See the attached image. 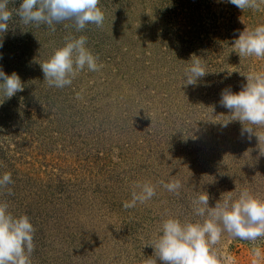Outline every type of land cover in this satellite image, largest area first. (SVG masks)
I'll list each match as a JSON object with an SVG mask.
<instances>
[{"label": "rangeland", "instance_id": "obj_1", "mask_svg": "<svg viewBox=\"0 0 264 264\" xmlns=\"http://www.w3.org/2000/svg\"><path fill=\"white\" fill-rule=\"evenodd\" d=\"M21 2L10 0L13 18L0 33V69L15 71L24 85L11 98L0 90V175L10 172L14 181L0 189V201L30 217L32 264H163L149 244L169 216L202 222L192 208L200 193L209 194L210 207L244 188L264 198L257 139L242 136L239 121L222 127L231 115L220 104L222 90L247 83L241 73L264 71V59L233 50L241 32L264 24V5L241 11L228 0H100L102 27L76 32L66 20L53 32L24 24L15 15ZM70 35L86 36L103 67L50 87L40 63ZM194 59L208 73L186 86ZM174 179L183 185L179 195L159 184ZM145 181L156 195L125 209L133 185ZM216 249L234 264H264V238L253 244L225 232Z\"/></svg>", "mask_w": 264, "mask_h": 264}, {"label": "clouds", "instance_id": "obj_2", "mask_svg": "<svg viewBox=\"0 0 264 264\" xmlns=\"http://www.w3.org/2000/svg\"><path fill=\"white\" fill-rule=\"evenodd\" d=\"M10 0H0V33H6L9 22L13 18V10L8 7ZM236 8L260 10L264 0H228ZM100 0H22L15 9V15L24 24L35 26L46 25L55 31V25L64 21H72L76 32H82L89 24L102 27L105 13ZM84 35L68 36L65 43L57 47L50 57L40 63L44 80L50 87L64 88L70 86L73 79L85 68L99 71L103 67L98 63V56L86 46ZM233 50L242 57L264 59V24L253 29H245L233 42ZM3 41L0 40V48ZM235 71V70H233ZM208 71L199 59L192 60L185 69V85L197 86L198 80ZM231 73V72H230ZM246 78L240 91L222 90L220 104L229 110L231 118L222 123L227 127L232 121L242 125L241 135L251 141L256 137L261 155H264V71L241 73ZM0 90L4 96L11 98L24 90L19 75L13 71L6 74L0 69ZM10 172L0 175V189L13 184ZM159 184L169 193L179 195L182 183L178 179ZM214 206H209V194L202 192L192 200L195 216L203 217V221H182L178 217L169 216L164 219L159 235L151 245L155 256L163 264H222V260H234L221 257L216 249L222 235L226 232L234 239L255 244L264 238V198L244 188L234 198L232 191L225 192ZM11 195V189H8ZM156 195V185L145 181L133 185L131 199L123 202L125 209L133 208L138 203L144 204ZM35 227L26 214L13 215L7 202L0 201V264H32L31 254L35 249ZM254 257H260L258 248H253ZM253 264H256L255 260Z\"/></svg>", "mask_w": 264, "mask_h": 264}]
</instances>
